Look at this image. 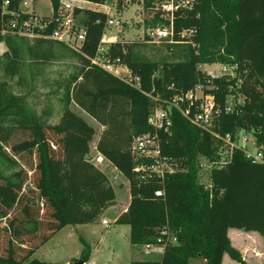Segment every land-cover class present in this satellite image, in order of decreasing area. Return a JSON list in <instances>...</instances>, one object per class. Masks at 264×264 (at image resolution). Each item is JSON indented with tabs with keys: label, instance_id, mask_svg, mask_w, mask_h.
<instances>
[{
	"label": "trees",
	"instance_id": "trees-1",
	"mask_svg": "<svg viewBox=\"0 0 264 264\" xmlns=\"http://www.w3.org/2000/svg\"><path fill=\"white\" fill-rule=\"evenodd\" d=\"M19 1L11 0L8 8L15 10ZM49 1L56 17L60 0ZM152 1L144 0L145 6ZM74 16L86 30L80 51L53 39L1 33L10 15L0 9V43L6 47L0 54V242L6 239L7 245L0 264H51L31 256L66 225L96 223L115 199L107 174L87 158L95 128L72 104L104 126L95 149L129 182L128 206L114 222L130 226V243H154L165 226L177 239L160 259L130 264H189L194 258L221 264L223 254L237 264H248L227 230L256 231L264 237V162L252 163L235 149L224 167L211 171V187L205 189L198 181V159H214L219 141L172 109L169 130L160 132L161 149L182 170L165 176L164 196L158 197L154 191L162 184L157 178H138L133 168L141 161L135 160L130 145L135 136L152 131L147 121L152 101L146 93L170 98L205 83L198 64L236 62L240 70L246 69L235 88L244 104L233 113L222 111L214 130L232 136L252 131L257 146L264 148V0H197L190 9L176 10L173 38L187 41L167 45L183 47L175 60L150 59L136 43L111 42L108 54L139 75L140 90L91 62L107 14L75 7ZM192 28L191 38L180 37L182 30ZM68 58L76 62L66 77L54 80L61 90L60 117L51 124V108L35 112L26 94L37 79L47 86L48 65ZM12 80L29 89L15 94L8 83ZM235 81L236 77L214 80L212 91L221 107ZM28 159L33 160L29 170L22 163ZM32 191L36 198L27 194ZM79 240L83 249L75 261L87 264L91 246L82 237Z\"/></svg>",
	"mask_w": 264,
	"mask_h": 264
},
{
	"label": "built area",
	"instance_id": "built-area-1",
	"mask_svg": "<svg viewBox=\"0 0 264 264\" xmlns=\"http://www.w3.org/2000/svg\"><path fill=\"white\" fill-rule=\"evenodd\" d=\"M72 1L80 0H60L56 17L50 15H41L37 13L32 4L34 0H20L18 7L9 9L11 0H1L0 9L2 14L10 15L1 29V33H14L19 36L29 38H48L63 42L72 49L80 51L85 40L86 30L79 24L74 16V8L79 7ZM197 0H164L158 8L161 14L169 16L170 21L168 27L157 28L151 31L150 37L157 36L159 41L168 42L170 44L182 43L184 41H175L173 27V13L178 9H190ZM99 5V4H98ZM109 14V8L101 10ZM108 16V15H107ZM113 20L107 17L106 26L112 25ZM195 34V29H184L180 32V37L189 39ZM104 34L100 40L95 55L91 58V62L106 72L118 77L123 82L133 88L141 89V80L139 75L132 73L129 67L122 63L120 58H112L108 54V46H103ZM107 41V40H106ZM155 42L154 40H150ZM157 42V41H156ZM107 43H109L107 41ZM110 44V43H109ZM195 44L192 42V46ZM215 65V68H206ZM197 69L206 76L205 83H199L193 88L176 93L170 98H161L159 95L146 93L152 101L150 112L147 118L148 124L152 126V131H147L133 138L130 145V151L135 160L140 163L133 168L140 180L146 178H157L162 184L167 174H171L182 170L179 164L171 157L162 153L160 132H167L171 125V110L177 109L194 127L201 132H206L218 139L217 146L218 158L212 161L215 164L211 168L224 167L232 157L235 149L243 152L244 156L252 163L264 162V154L262 148H258L255 152L249 150V139L244 132H238L232 136L229 133L221 135L214 130L216 119L221 112L233 113L236 107L244 104V96L235 92V88L239 87L242 81V75L246 73V69H241L238 63L214 62L200 63ZM236 77L235 86H229L225 96L223 107H221L215 99L214 80L229 79ZM256 141H251L250 146L255 145ZM102 156L97 157L101 161ZM209 159V158H208ZM211 187L210 174L209 181L205 185L206 189ZM155 196H164V185L154 191ZM102 224L109 225V220L102 219ZM175 235H171L167 226L159 230L154 243L143 245L146 252L158 250L163 252L169 244L176 243Z\"/></svg>",
	"mask_w": 264,
	"mask_h": 264
},
{
	"label": "rangeland",
	"instance_id": "rangeland-1",
	"mask_svg": "<svg viewBox=\"0 0 264 264\" xmlns=\"http://www.w3.org/2000/svg\"><path fill=\"white\" fill-rule=\"evenodd\" d=\"M72 2L79 7H89L98 10H103L106 6L109 8V14L107 15L108 18L113 20V24L105 27L104 33L106 35L104 37L105 41L102 44L103 46H108L109 43L114 41L136 43L146 57L156 60H175L180 54L181 48H183L180 46L168 47L167 45L172 44L159 41L157 36L150 37L153 29L166 28L169 25V16L164 13L159 15L156 13L159 9L157 5L163 3L164 0H154L148 6H145L144 0H104L99 5L85 0ZM32 6L41 15L52 14V7L49 0H34ZM150 40H154L155 42ZM75 62L76 60L74 58L52 62L44 69V75L48 78L47 86H42L41 80L37 79L35 86L30 90V94H26L28 96L26 101L32 106L35 112L40 113L46 107L51 108L53 112L49 120L51 124L57 123L60 117L58 97L61 94V90L56 88L54 80L59 77H66L72 71ZM206 68H215V65H210ZM8 83L15 94L24 93L26 89H29L27 86H17L13 80L8 81ZM262 90L264 92V85ZM71 107L95 127V134L99 138L101 132H99L100 128L97 127V123L90 116L85 115L74 104ZM241 132H244L250 140L248 146L250 151L255 152L258 148H262L261 150L264 154V148L262 146H257V144L250 146L251 141H255L252 131ZM94 146V143L91 141L87 158L95 164ZM216 158H218L217 150L214 159ZM214 159H208L204 156H200L198 159V181L204 188L209 181L210 166L215 164V162L212 164ZM32 162L33 160L31 161L29 159L22 161L27 170L30 169ZM106 173H108L107 176L116 196L112 204L105 208L98 221L96 223L66 225L42 244L32 254L31 258L50 262L51 264L57 262L65 263L66 261V264L73 263L75 259L79 258L80 252L83 249V245L79 240L82 237L91 246L90 264H130L133 260L160 259L161 252H158L157 249L152 252H146L142 245H132L129 241L130 227L114 222L117 216L125 210L124 208L130 200L129 182L119 172L113 173L108 170ZM31 176L33 178V172ZM27 194L36 198L35 191L34 193L32 191ZM103 218L109 220V225H103L101 223ZM43 219L46 220L45 218ZM167 229L171 235H175L169 227ZM31 243L33 244L34 242ZM6 247L5 239L0 242V254H5ZM202 261L203 259L201 258H194L191 259L189 264H204Z\"/></svg>",
	"mask_w": 264,
	"mask_h": 264
},
{
	"label": "crops",
	"instance_id": "crops-1",
	"mask_svg": "<svg viewBox=\"0 0 264 264\" xmlns=\"http://www.w3.org/2000/svg\"><path fill=\"white\" fill-rule=\"evenodd\" d=\"M105 35L106 34L104 33V37H105ZM5 50H6L5 45L3 43H0V54L3 53ZM82 112L85 115H88L84 111H82ZM95 122L97 123V127L100 128L99 132H101L102 131L101 128L103 126L100 125L97 121H95ZM96 135L97 134H95L91 140L94 143V145L96 144V141L98 138ZM89 146H90V143H89ZM99 156H102V155H100L95 149V159H96L95 165L97 167H99L104 172H105V170H106V172L108 170H110L113 173L118 172V170L108 160H106L103 156H102L101 161H98L97 157H99ZM106 174H108V173H106ZM128 203L126 204V207L124 208L125 210L128 206ZM120 225H126V224H120ZM227 235L230 239L231 244L234 247H236L242 253L244 259L247 261L248 264H264V237H262L258 232H256V231H245L243 229H238V228H229L227 230ZM90 260L87 261V264H90ZM202 262L204 263V260ZM65 263H67V261ZM221 264H237V263L234 260H232L227 254H223Z\"/></svg>",
	"mask_w": 264,
	"mask_h": 264
},
{
	"label": "water",
	"instance_id": "water-1",
	"mask_svg": "<svg viewBox=\"0 0 264 264\" xmlns=\"http://www.w3.org/2000/svg\"><path fill=\"white\" fill-rule=\"evenodd\" d=\"M70 264H84V262L82 260H77V261L70 263Z\"/></svg>",
	"mask_w": 264,
	"mask_h": 264
}]
</instances>
